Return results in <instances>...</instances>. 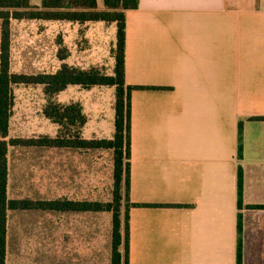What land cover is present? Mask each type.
<instances>
[{"label":"crops","instance_id":"1","mask_svg":"<svg viewBox=\"0 0 264 264\" xmlns=\"http://www.w3.org/2000/svg\"><path fill=\"white\" fill-rule=\"evenodd\" d=\"M125 82L127 264H264V0H140L127 12ZM31 218L45 264H102L73 250L83 216Z\"/></svg>","mask_w":264,"mask_h":264},{"label":"rangeland","instance_id":"2","mask_svg":"<svg viewBox=\"0 0 264 264\" xmlns=\"http://www.w3.org/2000/svg\"><path fill=\"white\" fill-rule=\"evenodd\" d=\"M97 1L99 9H102L103 0ZM31 5L33 8H39L40 0H31ZM1 30L0 22V42ZM10 30L11 72L15 74L55 73L62 65L58 58L62 47H66L70 53L65 61L68 65L82 68L91 65H104L108 68L111 66L110 48L115 37L114 26L103 23L77 25L63 22L12 21ZM14 95L15 107L10 137L18 139L56 137L58 127L42 115V108L45 105L42 89L35 86H18L14 88ZM56 100L62 104L84 100L91 121L83 130L84 138L112 139L114 134L112 89L102 88L95 94H88L72 87L60 94ZM9 167V198L13 200L36 202L68 199L102 203L112 200L113 160L109 151L87 153L11 148ZM47 214L51 213L9 212L8 264H45V255L39 253L41 249L37 244L41 241L43 243L46 236L37 230L36 226L39 224L31 222V217ZM79 215L84 217L86 228L78 236L77 233H73L77 244L73 250L77 247L81 249L82 246L88 256L94 255L105 264L111 250V214ZM63 236L64 233H57L54 236L57 245L62 244ZM54 257L58 260L61 255Z\"/></svg>","mask_w":264,"mask_h":264},{"label":"trees","instance_id":"3","mask_svg":"<svg viewBox=\"0 0 264 264\" xmlns=\"http://www.w3.org/2000/svg\"><path fill=\"white\" fill-rule=\"evenodd\" d=\"M140 0H40L33 8L31 0H0V264L7 263L9 212L39 211L51 214L110 213V264H127L126 205L130 190L131 92L125 82L127 12L137 10ZM12 21L63 22L77 25L103 23L116 29L110 48L111 66L87 68L68 65L70 53L59 50L61 67L55 73L35 75L11 72ZM35 86L42 89L45 105L43 117L58 127L56 137L35 139L11 138V120L15 107L14 88ZM69 87L89 91L110 88L114 91V134L112 139H85L83 130L88 118L79 102L62 104L56 98ZM240 134V133H239ZM240 136V135H239ZM11 148L65 150L78 152L109 151L113 160L112 200L108 203L68 199L30 201L9 198V158ZM241 147L239 146V153ZM238 209L242 208V173L238 171ZM240 216V215H239Z\"/></svg>","mask_w":264,"mask_h":264}]
</instances>
